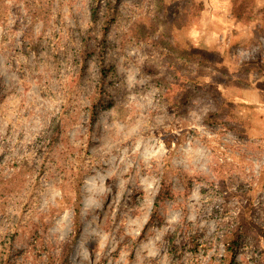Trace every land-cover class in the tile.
Masks as SVG:
<instances>
[{
    "label": "rangeland",
    "instance_id": "374dc122",
    "mask_svg": "<svg viewBox=\"0 0 264 264\" xmlns=\"http://www.w3.org/2000/svg\"><path fill=\"white\" fill-rule=\"evenodd\" d=\"M67 245L264 264V0H0V264Z\"/></svg>",
    "mask_w": 264,
    "mask_h": 264
},
{
    "label": "trees",
    "instance_id": "16d2710c",
    "mask_svg": "<svg viewBox=\"0 0 264 264\" xmlns=\"http://www.w3.org/2000/svg\"><path fill=\"white\" fill-rule=\"evenodd\" d=\"M97 18H98L97 9L96 8H93V19L96 21ZM103 72L105 73V75H107V74H109L111 72H112V74H116L115 66L110 65L107 69L104 68L103 69ZM113 103H114V101H110L108 104L103 105V107L112 106ZM69 245H67V248H66V250L68 251V253L67 252L65 253L66 254L67 264H70V262L68 261V259H69L68 257H69V252L71 251V246H69Z\"/></svg>",
    "mask_w": 264,
    "mask_h": 264
}]
</instances>
